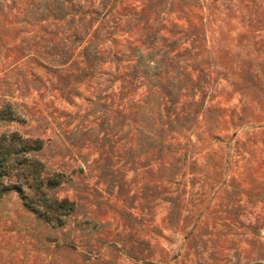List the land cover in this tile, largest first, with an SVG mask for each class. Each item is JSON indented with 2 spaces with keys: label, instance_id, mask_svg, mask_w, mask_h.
I'll return each mask as SVG.
<instances>
[{
  "label": "rangeland",
  "instance_id": "374dc122",
  "mask_svg": "<svg viewBox=\"0 0 264 264\" xmlns=\"http://www.w3.org/2000/svg\"><path fill=\"white\" fill-rule=\"evenodd\" d=\"M0 171V264H264V0H0Z\"/></svg>",
  "mask_w": 264,
  "mask_h": 264
},
{
  "label": "trees",
  "instance_id": "16d2710c",
  "mask_svg": "<svg viewBox=\"0 0 264 264\" xmlns=\"http://www.w3.org/2000/svg\"><path fill=\"white\" fill-rule=\"evenodd\" d=\"M2 174L3 171H0V183H1V179H2ZM28 184L29 187L33 188L35 193L39 196L37 201L39 202L40 205L45 206V207H52V203L48 202L46 197H45V193L43 191V178H42V167H40V163H38L37 161H32L30 163V168L28 169ZM48 184H56V181L54 179H51L49 181ZM0 191H2L0 189ZM20 191H22L20 189ZM66 204V202H63L61 204L58 205L57 210H62L64 205ZM63 212V211H62Z\"/></svg>",
  "mask_w": 264,
  "mask_h": 264
}]
</instances>
